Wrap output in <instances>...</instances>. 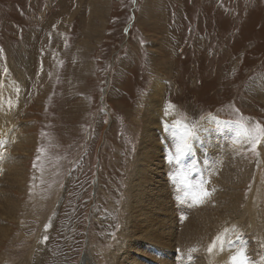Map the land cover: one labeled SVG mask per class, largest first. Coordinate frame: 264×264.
Listing matches in <instances>:
<instances>
[{"label": "rangeland", "instance_id": "1", "mask_svg": "<svg viewBox=\"0 0 264 264\" xmlns=\"http://www.w3.org/2000/svg\"><path fill=\"white\" fill-rule=\"evenodd\" d=\"M150 98L169 126L203 133L196 157L187 151L165 177L177 226L168 211L154 228L182 237L196 164L212 193L199 212L231 203L220 225L242 223L232 242L245 238L251 264H262L264 141L254 153L246 133L264 127V0H0V140H12L7 163L19 160L0 171V264H201L202 254L182 251L190 245L175 251L179 239L121 236L132 231L129 188ZM8 133L20 137L17 154ZM221 169L230 177L217 186Z\"/></svg>", "mask_w": 264, "mask_h": 264}, {"label": "bare ground", "instance_id": "2", "mask_svg": "<svg viewBox=\"0 0 264 264\" xmlns=\"http://www.w3.org/2000/svg\"><path fill=\"white\" fill-rule=\"evenodd\" d=\"M160 86L158 87L157 86V89H159ZM1 101V100H0ZM158 102L156 103L154 101V99L152 100L151 98L148 100L146 106H145V111H144V129H143V132H142V136L140 138V150H139V156L137 155L138 157V163L137 164V167H136V173H135V178L134 176L132 177L133 181H132V184L129 188V191H130V194L131 195V200L129 202V209H128V223L130 226H131V229L132 231L130 232H126V231H123L122 232V235H124V237L128 238V241L132 242L133 244H136L137 243V240L138 239H142V240H146L148 243H150L151 241H154L156 242V244H160V246H163L165 241L166 240H169L170 238L172 239H179V241H177L176 243V246L178 247V249H174L175 251L178 252V250L180 252L184 251V250H188V251H193V249H195V251H193L194 254H202L200 256H202V260L201 261V264H227V261H228V258L240 247H243V245L241 246L240 244L245 241V238L244 240L242 241L241 239L238 240L239 244L238 245H234V243L232 242V238H233V241L235 242L234 240V237L236 236H239L240 234H244V233H240L242 232V229L244 227V225L242 223H240L238 221V223L240 224H232V223H229L226 224V225H220L221 223L224 224V223H227V221L225 220V213L226 212H229L228 210L230 209V204H224L223 207L218 208H213V209H210L208 211H201L199 212V210H201L200 208H202L200 205L198 206H194V210H191L193 212V215L191 217V219L193 220H189L188 224L186 225L187 227L184 229V233H180L179 236L182 235V237H175L174 238V235L172 236V226L171 225H165L164 227V232L161 233L160 231L158 232V230H156L154 228V225H157V224H160V222H162L161 220V216H166L168 215L170 212H171V215L174 214V217L171 218L173 224L177 223L178 221V215L177 213H175V206H174V212L172 213V210H171V207L169 208L168 207V202L166 203V199L169 200V195L167 194L169 191H167V188L169 187L168 184H166V181H165V177L167 176V174L171 171V167H172V164H174L173 162L175 161L178 153L176 151L177 149V144L180 143L181 141V137L182 135H184L185 133V128L182 126V125H179L178 128H173V126H168L167 123L171 124L172 122V119L168 116L167 118H165V114H164V111H161V110H164V109H160L158 108ZM4 111V110H3ZM2 114V112L0 113V115ZM5 115L4 113L2 114V116ZM9 115V114H8ZM4 117V116H3ZM6 117V116H5ZM10 117V116H9ZM0 118H2L0 116ZM8 118V117H7ZM6 118L3 119V122ZM10 119V118H9ZM8 120V119H7ZM174 120V119H173ZM157 122V124H156ZM219 123L220 125L223 124L222 122H217ZM0 124H3L2 122H0ZM158 125L156 128L155 126ZM212 125V124H211ZM217 126V125H216ZM215 127V126H214ZM155 128L157 133H155ZM217 129H223V128H217ZM227 130H232L231 127H227L226 128ZM236 129L235 131L238 132V134H240V128L238 129V127L235 126ZM10 132L11 129H10ZM9 132V133H10ZM233 132V131H232ZM8 133V134H9ZM15 133V132H14ZM11 135L9 134L13 140H14V137L15 135ZM226 133V132H225ZM17 134V133H16ZM199 134L200 132H197L195 134L194 137L191 138V149L189 150V154L191 155V157L194 155V158L196 157L197 155V150H200L197 146H198V140H199ZM203 134V133H202ZM200 134V135H202ZM224 134V133H223ZM237 135V134H236ZM5 136V135H3ZM208 136V135H206ZM212 136V135H211ZM8 137V136H6ZM9 137V138H11ZM218 137V136H217ZM8 138V140H9ZM11 138V139H12ZM194 138V140H193ZM211 138V137H210ZM216 138V137H214ZM17 139V138H16ZM16 139L14 141H16ZM158 139V140H157ZM204 139V138H203ZM4 140V139H3ZM6 140V138H5ZM20 137H18L17 139V142H14L16 143L15 146H14V149L15 152L17 151L18 147L20 146ZM12 140H10L9 142H11ZM7 143H9L8 141H6ZM5 142V143H6ZM208 144L209 145H213L210 141V139L207 140ZM227 142V141H226ZM5 143L3 144V147H0V152L3 153V149L6 148L7 146L5 145ZM6 143V144H7ZM234 144V143H233ZM239 144V143H238ZM9 145V144H7ZM13 145V144H12ZM230 145V144H229ZM236 145V144H235ZM12 146L9 147V151L11 150ZM160 147H162V149H160ZM210 148V147H209ZM231 148V147H229ZM228 149V147H227ZM162 150V154H161V151ZM25 152V151H24ZM229 152V151H228ZM233 152V151H231ZM229 152V153H231ZM6 153V152H5ZM202 153V152H201ZM227 153V151H226ZM4 154V153H3ZM17 154V152H16ZM176 154V155H174ZM12 155V154H11ZM223 155V154H222ZM229 155V154H228ZM16 156V155H15ZM233 155H231L232 157ZM10 157V155H9ZM226 157L229 158V156L226 155ZM225 157V158H226ZM222 158V156L220 157ZM232 159V158H230ZM7 160L8 159V156L6 154L3 155V158H0V171H4L3 168L6 170V173L9 172L10 170V165H11V162L14 161L15 165L16 166H19V160L18 159H13L11 162L8 161L7 163ZM227 160V158H226ZM215 161V160H214ZM219 162V161H218ZM229 162V160H228ZM225 163H227L225 161ZM230 163V162H229ZM6 164H8V166H6ZM165 164V165H164ZM195 164V163H194ZM223 164V163H221ZM235 164V163H234ZM229 165V164H228ZM211 166V165H210ZM225 166V165H224ZM223 166V167H224ZM236 165H234V168H235ZM220 167V166H219ZM227 167V166H226ZM7 168V169H6ZM193 170H192V174L194 175V180L193 182L194 183H191L192 184V187H191V190L193 189L194 191L196 190V185L198 182V178H200L201 174V167L199 168L196 164L193 165ZM229 168V166H228ZM182 170V168H180ZM178 169V170H180ZM210 169V167H209ZM216 169V168H215ZM203 170V169H202ZM217 170V169H216ZM223 170V172H218V175H214V179H212L211 181H220L219 183L220 184H217L218 185H221V182H224L226 180V178L230 177V172L227 173V171H224V169H221ZM226 170V169H225ZM230 170V169H229ZM220 171V170H219ZM212 172V171H211ZM216 172V171H215ZM6 173H4L6 175ZM18 170H14L13 172V176H17L18 175ZM214 173V172H212ZM217 173V172H216ZM221 173V174H219ZM3 174V172H2ZM162 174H163V177H162ZM232 174V173H231ZM133 175V174H132ZM259 175V174H258ZM172 176V175H170ZM238 176V174H237ZM245 176V175H244ZM218 177V178H217ZM240 177V176H239ZM4 178V177H3ZM131 178V177H130ZM172 178V177H171ZM213 178V177H212ZM242 178V177H241ZM169 179V178H167ZM241 180V179H240ZM243 180V179H242ZM237 181V180H236ZM175 182V181H174ZM227 182V181H226ZM211 183V182H210ZM218 183V182H217ZM176 184V183H175ZM216 185V183H214ZM229 184V183H228ZM227 184V185H228ZM231 184V183H230ZM239 184V183H238ZM225 185V184H224ZM183 186V185H182ZM13 186H11L12 188ZM215 187V186H214ZM221 187V186H220ZM223 187V186H222ZM230 187V185H229ZM170 188V187H169ZM185 188V187H184ZM226 188V186L224 187ZM223 188V189H224ZM228 188V187H227ZM232 188V187H231ZM222 188L220 190H223ZM239 189V188H238ZM241 189V187H240ZM243 189V188H242ZM219 190V188H218ZM236 190V189H235ZM177 191V190H176ZM184 191V190H183ZM241 191V190H240ZM224 192V191H222ZM226 192V190H225ZM232 192V191H231ZM236 192V191H235ZM219 193V192H218ZM243 193V192H242ZM253 193V191H252ZM215 194H217L215 192ZM214 194V196H215ZM220 194V193H219ZM218 194V195H219ZM231 194V193H230ZM251 194V193H250ZM10 194L7 193V191L5 190V194L3 195L4 197L1 199L2 203H5L6 201V198L9 196ZM237 195V194H236ZM165 196V198H164ZM167 196V198H166ZM213 196V197H214ZM230 196V195H229ZM232 196V194H231ZM252 196V195H251ZM169 197V198H168ZM216 197V196H215ZM223 197V196H222ZM226 197V196H225ZM237 197V196H236ZM241 197V196H240ZM211 198V197H210ZM230 198V197H229ZM234 198V197H232ZM212 199V198H211ZM211 199H208V200H211ZM237 198H235L236 200ZM240 199V198H239ZM264 199V198H263ZM171 200V199H170ZM216 200V199H215ZM249 200V198H248ZM252 200V199H251ZM220 201V200H219ZM242 201V200H241ZM212 201H210L211 203ZM214 202V200H213ZM212 202V203H213ZM216 202V201H215ZM214 202V203H215ZM232 202V201H231ZM169 203H171L169 201ZM208 203V201H207ZM224 203V202H222ZM242 203V202H241ZM247 203V202H246ZM253 202H251L252 204ZM250 204V203H248ZM153 205L155 207H153ZM159 205V209L161 211H158L156 212L155 208L156 206ZM173 205V204H172ZM204 205V204H202ZM208 205V204H207ZM211 204L208 205V209H209V206ZM217 205V204H216ZM256 205V204H255ZM181 209L185 210L186 212V206L185 205H179ZM236 206V205H235ZM245 206V205H244ZM248 206V205H247ZM246 206V207H247ZM257 206V205H256ZM206 207V206H205ZM249 207V206H248ZM252 207V206H251ZM258 207V206H257ZM238 208V207H237ZM253 208V207H252ZM256 207L254 206V209ZM260 208V207H259ZM191 209V207H190ZM207 209V208H206ZM251 209V208H250ZM170 211V212H168ZM232 211V210H231ZM250 211V210H249ZM252 213H253V210H251ZM251 211L249 213H251ZM256 211V210H255ZM248 212V210H247ZM261 212V211H260ZM232 213V212H231ZM257 213V212H256ZM258 214V213H257ZM253 215V214H252ZM236 216V215H235ZM237 216H240V215H237ZM254 216V215H253ZM260 216V215H259ZM225 217V218H224ZM255 217V216H254ZM258 217V215L256 216ZM235 218V217H234ZM242 218V217H241ZM252 218V217H250ZM259 218V217H258ZM262 218V217H261ZM127 219V218H126ZM169 219V218H167ZM227 219V218H226ZM233 219V218H232ZM257 219V218H256ZM255 219V220H256ZM228 220V219H227ZM231 220V219H229ZM228 220V221H229ZM239 220V219H238ZM146 221V222H145ZM166 221V220H165ZM259 221V220H258ZM126 222V221H125ZM257 222V221H255ZM263 222V221H262ZM170 223V222H169ZM186 223V222H185ZM261 223V222H260ZM264 223V222H263ZM262 223V224H263ZM126 224V225H127ZM257 224V223H256ZM176 225V224H175ZM220 225V226H219ZM259 225V224H257ZM256 225V226H257ZM264 225V224H263ZM125 226V225H124ZM123 226V228H124ZM177 226V225H176ZM243 226V227H242ZM242 227V229H241ZM156 228H158V226H156ZM254 228V227H253ZM130 229V230H131ZM159 229V228H158ZM122 230V229H121ZM192 231V232H189ZM129 231V230H128ZM182 231V229H181ZM210 233H209V232ZM190 233H192L194 235V233H196V235H194L193 237L190 235ZM245 235V234H244ZM243 235V236H244ZM257 235V234H256ZM120 236V237H121ZM210 236V237H209ZM223 237L224 240H225V246H224V250L221 251L220 250V245H219V242L217 243L216 247L213 249L212 253L210 254L209 251H208V248H204L205 251L204 253H202L200 250L201 246L204 245V241L207 240V239H211L212 238V241L210 243V245L212 244V242L214 240H216L217 237ZM122 238V239H125V238ZM261 237V236H260ZM239 239V238H238ZM243 239V238H242ZM171 241V240H169ZM228 241H231V244L228 243ZM247 241V240H246ZM121 243V241H119ZM126 242V240H125ZM175 242V241H174ZM122 243H124V240H122ZM153 243V242H152ZM170 243V242H169ZM207 243V242H206ZM205 243V244H206ZM125 244V243H124ZM187 245H190V246H187ZM118 246V245H117ZM120 246V245H119ZM122 246V245H121ZM129 246V245H128ZM160 246H156L157 248H161ZM170 246V245H169ZM187 246V247H185ZM207 246V245H206ZM245 246V245H244ZM149 247V246H148ZM147 247V248H148ZM168 247V246H167ZM181 247H185V248H182L183 250L181 251L179 248ZM247 247V246H246ZM115 248V247H114ZM174 248V247H172ZM245 248V247H244ZM249 249V248H248ZM126 250V249H125ZM129 250V249H128ZM121 251V250H120ZM253 252L255 251V249L252 250ZM122 252V251H121ZM221 252V253H220ZM179 253V252H178ZM220 253L218 256L217 254ZM145 254V253H144ZM143 254V255H144ZM248 254V253H247ZM109 255V254H108ZM118 255H120V253H118ZM127 255V254H126ZM149 256V255H148ZM151 256V255H150ZM149 256V257H150ZM176 257L180 256V254H177L175 255ZM189 256V255H188ZM191 256V255H190ZM189 256V258H190ZM251 256V255H250ZM186 257V256H185ZM192 257V256H191ZM262 257V256H261ZM261 257L259 258V261L261 262ZM110 258V256H109ZM118 258V257H117ZM117 258H114V259H117ZM123 258V257H122ZM151 258V257H150ZM119 259V258H118ZM155 259V258H154ZM170 259V257H169ZM169 259L167 260H161V262L163 264H197L196 263V260H192L191 262L188 261H184V256H181L179 258H177V261H173V259ZM188 259V258H187ZM193 259V258H192ZM200 259V258H199ZM251 259H253L251 257ZM191 260V259H189ZM109 261V260H108ZM115 261V260H114ZM113 261V262H114ZM154 261V260H153ZM199 261V260H198ZM197 261V262H198ZM249 261H250V264H251V260L249 258ZM255 261V259H254ZM87 262V261H86ZM171 262V263H170ZM199 263V262H198ZM254 263V262H253ZM112 264V263H110ZM114 264H122L121 261H115ZM258 264V262H257Z\"/></svg>", "mask_w": 264, "mask_h": 264}, {"label": "snow or ice", "instance_id": "3", "mask_svg": "<svg viewBox=\"0 0 264 264\" xmlns=\"http://www.w3.org/2000/svg\"><path fill=\"white\" fill-rule=\"evenodd\" d=\"M184 127H185V133L184 135H182L181 141L178 144L177 149H176L177 153H179V155L176 157L177 160L180 159V156L184 155L187 151L191 149V138L195 136L194 129L189 128L187 125H185ZM246 134L251 144V150L255 153L257 146L262 141H264V127H261L259 124H257L253 132H247ZM3 144H4V141L0 140V147H3ZM38 151H43V150H38ZM3 155L4 154L0 152V158H3ZM207 183L208 181H203V182L198 183L196 185V190L191 192L190 198H191L193 206H198L204 203L205 199L212 195V193L209 192L206 187H204V185ZM188 187H191V186L189 185ZM185 196H189V193L186 192ZM45 239H47V237H45ZM218 242L220 245V250L221 251L224 250L225 240L223 237L218 236L216 240H214L212 244L209 246L208 248L209 253L213 251V249L216 247ZM228 243L231 244V241H228ZM193 251H195V249H193ZM261 262L262 264H264V256L261 257ZM227 264H250L246 249L244 247L238 248L228 258Z\"/></svg>", "mask_w": 264, "mask_h": 264}]
</instances>
